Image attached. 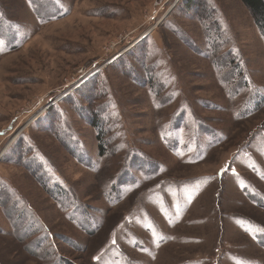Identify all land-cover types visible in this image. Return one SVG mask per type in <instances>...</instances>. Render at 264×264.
Segmentation results:
<instances>
[{"label":"rangeland","instance_id":"374dc122","mask_svg":"<svg viewBox=\"0 0 264 264\" xmlns=\"http://www.w3.org/2000/svg\"><path fill=\"white\" fill-rule=\"evenodd\" d=\"M261 28L241 0H0V264H264Z\"/></svg>","mask_w":264,"mask_h":264},{"label":"trees","instance_id":"16d2710c","mask_svg":"<svg viewBox=\"0 0 264 264\" xmlns=\"http://www.w3.org/2000/svg\"><path fill=\"white\" fill-rule=\"evenodd\" d=\"M241 2L243 3V5L245 7H247V9H249L251 11L252 16L257 21L259 26L264 28V0H241ZM36 15H38V14H36ZM263 30L264 29H262V31ZM101 121H98V120L93 121L92 125L97 129V134H98L97 139L102 141V143H101V149H102L101 154H103V147L105 146L106 142L103 139L104 128H103V125L101 124ZM43 130H44V128H43ZM32 162H33V158H30L28 161V164L32 163ZM34 166H36V169L32 170V172H33V174H35L37 176V175H39L38 173L42 172V169H41V166H39L38 164H36ZM36 179L39 181V183L42 185V187L45 190L46 189L48 191L50 190V194L55 195V192H54L55 190L47 186V183L44 182L45 181L44 177H40V178L37 177Z\"/></svg>","mask_w":264,"mask_h":264}]
</instances>
